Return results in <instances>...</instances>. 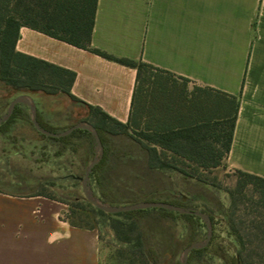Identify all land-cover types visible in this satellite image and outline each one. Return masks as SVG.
<instances>
[{
  "label": "crops",
  "instance_id": "0c3cea01",
  "mask_svg": "<svg viewBox=\"0 0 264 264\" xmlns=\"http://www.w3.org/2000/svg\"><path fill=\"white\" fill-rule=\"evenodd\" d=\"M91 44L236 95L225 165L264 177V0H97ZM16 49L74 71L75 97L128 121L136 68L28 25ZM68 210L0 192V264H104L98 229L74 225Z\"/></svg>",
  "mask_w": 264,
  "mask_h": 264
},
{
  "label": "trees",
  "instance_id": "16d2710c",
  "mask_svg": "<svg viewBox=\"0 0 264 264\" xmlns=\"http://www.w3.org/2000/svg\"><path fill=\"white\" fill-rule=\"evenodd\" d=\"M96 3L97 0H0V84L18 95L63 92L75 102H82L71 92L76 76L74 71L16 49L22 25L31 26L105 58L134 67L137 69V78L127 122L114 118L100 107L82 102L88 114L81 120L90 121L97 128L105 149L101 160L93 167L90 178L95 176L98 184L102 185L107 177L109 162L128 153L122 151V146L115 143V136L122 135L136 144L139 161L147 171L160 173L177 171L189 178L200 180L195 171L220 165L231 148L239 110L238 97L216 88L200 85H194L189 89L190 80L187 77L143 60L117 56L92 46ZM14 97L7 101V107ZM37 108L39 123L49 130L61 131L74 124L62 125L46 116L38 103ZM18 121L32 123L30 108L25 103L17 104L11 117L0 126L12 130ZM39 133L62 144L63 150L71 145L73 152H76V145L70 141L72 137L82 136L85 133L92 135L82 128L61 137ZM188 168H192L193 171H188ZM236 171L240 175L237 180V191L252 184L255 190L259 191L260 202L264 206V177L240 169ZM39 180L43 181L41 178ZM8 186L21 187L22 180L12 181L7 188ZM99 191L102 200L112 203L119 201L111 198L105 189L100 188ZM0 192L19 196L44 195L38 191H12L1 185ZM158 192L163 191L141 189L133 196L139 198L134 202ZM171 193L175 195L174 191ZM229 193L231 211L226 210L224 216L228 229L227 236L232 244L227 245L220 238V233L215 229L213 215L209 213L213 222L212 239L206 247L192 250L188 261L193 256L203 261L207 260L209 264H264V214L258 213L255 217V222H258V233H262L257 239L262 244L258 246L253 263L252 253L249 252L244 236L232 218L237 212V202L233 191ZM44 196L51 198L48 195ZM179 203L182 205L183 202ZM89 205L97 209L99 215H108V224L120 240L134 242V247H143L140 222L134 218L133 210L108 213L90 202ZM155 208H158L156 211L160 213L183 219L184 234L189 239L185 246L196 241L201 234V227L203 225L206 227L201 217L195 214ZM68 218L71 219L69 215ZM70 221L77 226L95 228L94 225L85 226ZM134 233L136 236H132ZM159 242L161 244L163 240L160 238ZM152 261L155 264L154 258ZM177 264H181L180 260Z\"/></svg>",
  "mask_w": 264,
  "mask_h": 264
},
{
  "label": "rangeland",
  "instance_id": "374dc122",
  "mask_svg": "<svg viewBox=\"0 0 264 264\" xmlns=\"http://www.w3.org/2000/svg\"><path fill=\"white\" fill-rule=\"evenodd\" d=\"M188 86L191 89L194 84L189 82ZM16 95L18 93L0 84V115L6 109L7 101ZM33 96L45 115L62 125L73 124L88 114L86 107L79 106L63 92L56 94L35 92ZM115 140V143L122 146L121 150L128 153L109 162L107 177L102 185L98 184L95 176H91L90 182L98 197L101 188L105 189L111 198L120 201L109 203L128 204L139 200L133 196L141 189L161 190L163 192L140 198V201H168L175 204L183 202L181 204L186 207L208 212L213 215L215 229L220 233V238L229 245L231 242L227 236L224 212L231 211L229 191H233L237 212L232 218L244 236L249 252L252 253L251 261L254 263L258 246L262 244L257 239L262 233H258V222H255V217L258 213L264 214V206L260 202L259 191H256L252 184L237 191V180L240 175L236 170L226 167L225 159L218 166L195 171L200 178L196 180L177 171L169 173L147 171L142 167L138 158L139 150L131 139L116 135ZM70 141L76 145V152H73L71 145L63 150L62 144L42 136L30 122L18 121L12 130L0 126L1 187L12 191H38L67 203L69 209L67 215L70 216V220L80 225H94L98 229L103 246L104 264H153V258L155 264H177L180 252L189 242L184 234L183 219L160 213L155 207L144 208L142 211L133 210L134 218L140 222L143 247H134V242L120 240L108 224V215H99L97 209L89 205L84 196L81 177L87 163L94 156V137L85 133L72 137ZM188 171L193 169L188 168ZM40 178L43 181H40ZM20 179L21 187L7 188L10 182H19ZM171 191H174L175 195ZM182 193L190 198L184 201ZM206 231L207 228L203 225L197 240L203 239ZM160 238L163 240L161 244ZM188 262L209 264L207 260L203 261L193 256Z\"/></svg>",
  "mask_w": 264,
  "mask_h": 264
},
{
  "label": "water",
  "instance_id": "95a60500",
  "mask_svg": "<svg viewBox=\"0 0 264 264\" xmlns=\"http://www.w3.org/2000/svg\"><path fill=\"white\" fill-rule=\"evenodd\" d=\"M19 103H25L29 106L31 121L34 127L39 132L45 135L53 136V137H61V136L70 134L72 131L78 128L86 129L92 133V135L95 138L94 156L90 160V162L87 164L84 175L81 177V181H82L84 196L95 207L105 212H108V213H117L121 211H130V210H135V209L159 207V208H165V209H169L173 211H178L181 213L195 214L201 217V219L203 220V222L206 224V227H207L206 236L203 239L191 242L190 244H188L182 249L179 255V260L181 264H188V256L192 250L202 249L209 244L213 236V222H212L210 215L206 212H203L198 209L186 207L184 205L168 202V201L141 200V201H136V202L128 203V204H112V203L102 200L100 197H98L95 194L94 189L90 182L91 171L93 167L101 160L104 154V145H103L102 139L100 137V134L97 128L90 121L81 120L61 131L49 130L43 127L39 123L38 118H37V112H38L37 103L34 97L27 93L19 94L10 101L6 111L2 115H0V124L8 120L11 117L16 105ZM187 198H188L187 195L182 194V199L184 201Z\"/></svg>",
  "mask_w": 264,
  "mask_h": 264
}]
</instances>
